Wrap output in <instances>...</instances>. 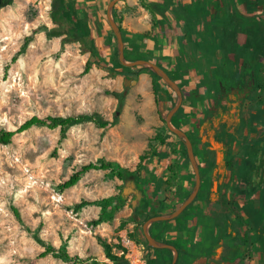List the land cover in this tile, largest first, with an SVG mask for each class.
<instances>
[{
  "label": "rangeland",
  "instance_id": "374dc122",
  "mask_svg": "<svg viewBox=\"0 0 264 264\" xmlns=\"http://www.w3.org/2000/svg\"><path fill=\"white\" fill-rule=\"evenodd\" d=\"M51 3L0 0V131L15 130L33 115L88 113L113 124H78L66 137L59 128L32 127L0 145V264H70L52 254L41 257L48 247L87 259L85 264L95 259L110 263L99 238L116 254L124 247V236L145 239L147 219L140 220L139 211L133 213L132 195L111 216L95 223L102 211L95 202L120 195L130 176L121 179L110 169H94L75 186L63 189L60 184L78 166L99 160L142 175L153 160L149 156L141 161L140 156L149 152L152 138L169 130L168 113H160L154 123L140 109L142 98L132 95L135 78L125 68L97 62L86 39L64 42V35L55 34L59 26L51 18ZM27 38V49L18 55ZM116 51L118 63V46ZM115 91L124 93L121 108ZM174 96L176 101L175 91ZM184 148L195 176L185 142ZM170 164L175 171L178 165ZM164 182L171 185L165 195L176 202V183ZM82 200L88 203L77 208ZM142 243L148 264L147 243Z\"/></svg>",
  "mask_w": 264,
  "mask_h": 264
},
{
  "label": "crops",
  "instance_id": "0c3cea01",
  "mask_svg": "<svg viewBox=\"0 0 264 264\" xmlns=\"http://www.w3.org/2000/svg\"><path fill=\"white\" fill-rule=\"evenodd\" d=\"M66 1L78 15L94 59L121 69L115 61L117 38L107 20L111 0ZM263 2L120 0L114 7L126 56L158 64L181 87L183 103L173 116V123L192 134L188 136L200 161L201 188L194 201L176 218L157 221L149 228L156 239L177 248V264H264V107L251 112L249 122L243 121L245 131L240 136L242 129L237 133L230 128L235 112L231 102L219 103L225 96L230 101L236 99L249 71V61L257 62L249 40L261 30L257 17ZM125 69L135 78L132 95L142 98L140 109L158 123L159 114L168 113L175 105L173 90L150 70ZM205 117L208 120L204 122ZM211 120L213 124L219 120L223 126L225 122L228 125L225 132L214 135L210 131L214 147L207 148L202 144L206 137L201 140L199 133L200 128L203 132L211 125ZM159 135L163 141L154 142L156 155L150 157L153 162L142 170L141 178L138 173L134 176L135 186L143 185L153 201L144 204L140 220L174 211L195 185L196 175L187 166L180 138L169 130ZM248 141L251 142L246 144ZM215 148L216 154L212 151ZM204 152L215 158L214 166H208ZM219 152L223 153L222 163L216 160ZM230 160L235 161L233 171L228 165L224 167ZM170 163L178 165L175 171L170 170ZM164 179L176 183V202L165 195L171 185L168 187ZM224 183L229 185L228 209L234 223L229 227L218 224L209 204V200L220 196L219 186ZM246 222L252 225L250 245L245 242L246 236L239 235L247 229ZM226 237L239 238L237 251ZM146 253L150 264H172L173 251L169 248H150L147 244Z\"/></svg>",
  "mask_w": 264,
  "mask_h": 264
},
{
  "label": "trees",
  "instance_id": "16d2710c",
  "mask_svg": "<svg viewBox=\"0 0 264 264\" xmlns=\"http://www.w3.org/2000/svg\"><path fill=\"white\" fill-rule=\"evenodd\" d=\"M72 11L73 10L69 8V5L66 0H52L50 15H51L53 22L59 26V30H57L55 34L64 35V38H63L64 42H79V41H82L85 37V31L83 29L82 24L80 23L78 19V15L77 13H74ZM257 21L261 23V30L258 31V33H256L253 39L250 38L249 40V46H251L250 48H252L251 52L252 51L254 52V57H256V61H257L256 66L254 67L255 73L257 75V87L255 91H253L249 96V104H248V108L246 112L247 114L246 122H249V115L251 112L264 107V18H262L261 16H258ZM119 27H120V30L122 31V28L120 25ZM29 40L30 39L27 38L26 42L22 45L21 50L18 52V55L22 54L27 49ZM118 64L123 68H129L121 64L120 61L118 62ZM89 68H90V64L88 63L87 71L89 70ZM158 77L162 79L160 76ZM154 91L156 95V101L158 102L157 90H156L155 84H154ZM114 95L119 99L120 108H121L124 102V99H125L124 93L115 91ZM90 122H93L100 127H109L113 124L109 120H105L102 117H98L96 114H88V113H83L79 115H48L46 117H40L38 115H33L27 120H25L15 130L2 129L0 131V145L10 143L14 135L27 131L31 129L32 127L47 126L50 129L59 128L61 136L66 137L68 131L73 126H76L82 123H90ZM249 127H250V124L248 123L247 128ZM244 131L245 129L243 128L240 133V136L244 134ZM161 139L162 138L159 134L155 138H152L151 140L152 143H150L149 152L140 156L141 161H143L149 156L156 155V146L154 142L158 143L156 141H163ZM180 141L183 143V146H184V141L181 138H180ZM250 142L251 141H248L246 144ZM204 156L206 158L208 166L210 167L214 166L215 158L207 154V152H204ZM227 165L230 168V170L233 171L235 167V161L230 160L227 162ZM94 169L96 170L110 169L114 176H118L121 179L125 178L126 175L130 176V178L125 179L126 182L122 187L120 195L95 202L102 206L100 217L97 219V221H95V223L98 224L104 221L107 215L111 216L112 213L120 207V205L124 204L127 201L129 196L133 195L134 192L132 190L128 192L127 188H130L129 186L132 185L133 183L135 184L134 176L137 173L131 172L127 169L123 170L122 168H120V166L114 164L113 162L99 160L97 162H90V163L78 166L77 169L70 175V177L60 184V187L65 189V188L75 186L86 173ZM139 177L141 178V175ZM228 186H229L228 183H224L220 185L219 186V191L221 192L220 196L216 200H209L210 210L215 215L218 224L224 227L225 226L229 227L233 223V221L231 220L230 211L228 209V203H229ZM141 200L142 201H140L137 206V210L139 211L138 212L139 214H141L142 209L145 206L144 204L147 203L144 197ZM87 203L88 202L86 200H82L80 203L76 204V207L81 208L83 205ZM246 226H247V229L243 233H239V235L246 236L245 242L248 245H250L252 243L250 240V231H251L252 225L249 222H246ZM135 238L136 240H138V242L145 241L148 244L146 239L141 240L137 237ZM226 239L230 240L229 243L231 244L233 250L237 251L238 246H239V238L238 237L237 238L236 237H226ZM99 241L103 244L106 257L110 260V263L98 261L95 259L91 262V264H130L129 260L126 259L125 256H122V255L120 256L114 253L112 251V246L109 243H107L106 240L99 238ZM148 247L153 248L150 245H148ZM48 254H52L54 257L61 258L65 262L70 263V264H77V263L85 264L87 262V259H84L78 255L71 256L67 252L57 251L55 248H50V247H48L45 251H43L40 254V256L45 257ZM148 264H150V260L148 261Z\"/></svg>",
  "mask_w": 264,
  "mask_h": 264
},
{
  "label": "water",
  "instance_id": "95a60500",
  "mask_svg": "<svg viewBox=\"0 0 264 264\" xmlns=\"http://www.w3.org/2000/svg\"><path fill=\"white\" fill-rule=\"evenodd\" d=\"M120 0H111L108 4L107 7V18L108 21L111 25V28L113 32L116 35L117 38V46H118V55H119V61L121 64H123L126 67H131L135 68L137 70H150L160 76L167 84L168 86L176 92L177 98L175 105L170 109V111L167 114L166 117V125L168 129L173 132L174 134L178 135L186 144L187 147V152H188V157L189 160L191 161V164L194 168L195 175H196V180H195V185L191 191V193L188 195V197L182 202V204L176 208L174 211L166 213V214H160V215H155L150 218H148L144 224H143V236L148 242V245L152 246L153 248H169L173 251V261L172 264H177V259H178V250L175 246L168 244L166 242L160 241L156 239L150 232L149 228L150 226L157 222V221H168L176 218L179 216L196 198L198 195L200 188H201V173H200V166L198 163V160L196 158L195 150H194V145L188 134L182 130L181 128L177 127L173 123V116L175 113L178 111V109L181 107L183 103V92L179 84L174 81L170 75L158 64L149 61V60H144V59H136V60H131L129 59L126 54H125V43H124V38L122 35V32L120 30L119 24L117 23L115 17H114V7L116 3H118ZM126 81H130L127 79ZM133 83H135L133 81ZM126 92V91H125ZM222 158H223V153L219 152L218 153V158L217 162L222 163ZM130 188H127V191L129 192L132 190L136 196L132 199L131 201V206L133 208V213L136 214L138 212L137 206L140 202V196H143L144 199L151 204L153 201H150V194L147 189L143 187V185H140L141 188V193L136 189L137 187L133 183L132 185L129 186ZM218 189V182H215L214 184V190L216 191Z\"/></svg>",
  "mask_w": 264,
  "mask_h": 264
},
{
  "label": "flooded vegetation",
  "instance_id": "af4514ba",
  "mask_svg": "<svg viewBox=\"0 0 264 264\" xmlns=\"http://www.w3.org/2000/svg\"><path fill=\"white\" fill-rule=\"evenodd\" d=\"M255 66H256V62H254V60H250L248 63L249 71L247 72L246 76L244 77L243 82L241 83V87L239 88L238 93L236 94V99H234L233 101H230L226 98V96L220 98L221 100L219 103H221V104L225 103L226 104L227 102H231V104H230L231 108L235 109L234 116L232 118L233 121H231L230 128H232L233 131L237 132V133H239V131L242 129V127L244 125L243 123L245 122V119L247 117L246 112H247V108H248V104H249V96L253 91H255V89L257 87V75H256L255 70H254ZM217 114H218V112H217ZM213 117H214V115H213ZM213 117H211V118H213ZM206 120H208L207 117H205L204 122ZM217 122H218L217 124H213L212 120H211V123H210L211 125L210 126L207 125L203 132H201V128H200V133H199L200 139L202 140V138L204 136L206 137V140L203 141L202 144L205 145L207 148L214 147V145L211 143V140L209 138L210 134H212V133H210V131L213 132L214 135L218 134L221 130L223 132L226 131L228 122H225L226 124H224V126H223V123L220 122L219 120ZM212 151H214L215 154L217 153L216 148L212 149ZM226 163H227V161H226ZM225 166H227V164L224 165V167ZM136 189H138V191L141 193V191L139 190L140 189L139 187ZM135 195L136 194L133 193L132 196H135ZM142 198H143V196H140V201H142L141 200Z\"/></svg>",
  "mask_w": 264,
  "mask_h": 264
},
{
  "label": "built area",
  "instance_id": "2783aa9c",
  "mask_svg": "<svg viewBox=\"0 0 264 264\" xmlns=\"http://www.w3.org/2000/svg\"><path fill=\"white\" fill-rule=\"evenodd\" d=\"M124 247L117 251L118 255L125 256L129 260L130 264H147L143 251L145 245L142 242H138L129 236H124L123 239Z\"/></svg>",
  "mask_w": 264,
  "mask_h": 264
}]
</instances>
